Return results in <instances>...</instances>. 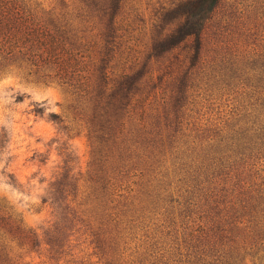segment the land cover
<instances>
[{
    "label": "trees",
    "instance_id": "16d2710c",
    "mask_svg": "<svg viewBox=\"0 0 264 264\" xmlns=\"http://www.w3.org/2000/svg\"><path fill=\"white\" fill-rule=\"evenodd\" d=\"M219 2L165 1L138 43L127 0H0V78L65 90L90 148L84 176L64 153L39 230L0 199V264H24L21 249L43 264H264V77L203 117L185 73L149 67L179 46L196 59ZM243 2L263 23L264 0Z\"/></svg>",
    "mask_w": 264,
    "mask_h": 264
},
{
    "label": "rangeland",
    "instance_id": "374dc122",
    "mask_svg": "<svg viewBox=\"0 0 264 264\" xmlns=\"http://www.w3.org/2000/svg\"><path fill=\"white\" fill-rule=\"evenodd\" d=\"M165 1L127 0L126 13L145 29V36L143 30L133 33L138 43H145L149 33L154 34L164 25L159 7ZM231 1L220 0L210 15L196 59H191V49L179 46L171 54L149 61L151 77L165 78L164 73L173 72V77H183L185 73L190 78V101L203 117L214 116L217 108L231 105L233 100L227 92L247 89L249 85L255 89L258 78L264 77V22L258 19L259 6L255 4L252 11H244L247 3L240 0L241 9H231ZM69 100L67 92L56 85L17 75L0 78V199L27 226L37 230L49 217L41 198L47 182L63 164L64 153L71 160L68 165L78 174L86 175L89 168L90 148L72 119ZM50 112L58 114L62 121L56 123ZM15 256L24 264L44 261L41 252L29 249L18 250Z\"/></svg>",
    "mask_w": 264,
    "mask_h": 264
}]
</instances>
